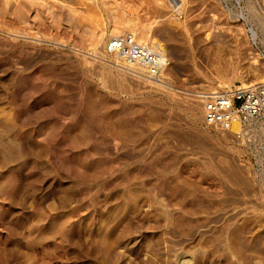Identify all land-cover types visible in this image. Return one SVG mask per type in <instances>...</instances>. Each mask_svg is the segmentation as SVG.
<instances>
[{
  "label": "rangeland",
  "instance_id": "rangeland-1",
  "mask_svg": "<svg viewBox=\"0 0 264 264\" xmlns=\"http://www.w3.org/2000/svg\"><path fill=\"white\" fill-rule=\"evenodd\" d=\"M177 1L0 0V264H264V159L194 98L264 79V0Z\"/></svg>",
  "mask_w": 264,
  "mask_h": 264
},
{
  "label": "built area",
  "instance_id": "built-area-1",
  "mask_svg": "<svg viewBox=\"0 0 264 264\" xmlns=\"http://www.w3.org/2000/svg\"><path fill=\"white\" fill-rule=\"evenodd\" d=\"M249 39L255 45L251 32ZM105 52L119 57L127 67L144 70L152 81H158L166 66L163 54L139 45L131 34L110 39ZM194 98L201 104L206 128L228 133L249 152L248 159H264V79L215 91L199 89ZM233 124L238 125L236 132L230 131Z\"/></svg>",
  "mask_w": 264,
  "mask_h": 264
},
{
  "label": "bare ground",
  "instance_id": "bare-ground-1",
  "mask_svg": "<svg viewBox=\"0 0 264 264\" xmlns=\"http://www.w3.org/2000/svg\"><path fill=\"white\" fill-rule=\"evenodd\" d=\"M171 3H172V6L174 7V8H178L179 6H178V1L177 0H171ZM112 38H114V37H112ZM111 38V39H112ZM151 47H150V49L151 50H153V51H156V52H159V53H161V54H163V48H162V45H160L158 42H155V41H152L151 43ZM149 48V47H148ZM164 55V54H163ZM165 56V55H164ZM166 58V57H165ZM118 59H119V57H117L116 56V62L117 63H119V61H118ZM166 60V59H165ZM102 61V60H101ZM122 65H123V63H122ZM119 67V66H118ZM137 69H139L138 67H137ZM161 80L162 79H159V81H152V83L153 82H155V83H153V84H155V85H157V86H160V87H164L165 88V86H166V88H169V86H167V84H165V83H158V82H161ZM242 82H244V80H242ZM195 102V101H194ZM87 108H88V110L89 111H91V114L93 115V117H94V119H97V116H96V113L94 112V110H93V108H92V105H91V101L90 102H88L87 103ZM92 117V118H93ZM238 130V125L237 124H233L232 125V127H231V132H236ZM113 237H115V236H113ZM112 238V237H111ZM100 239V238H99ZM113 239V238H112ZM98 240V239H97ZM102 241V240H101ZM104 241V240H103ZM116 241V240H115ZM114 240H113V243L115 242ZM110 242H112V241H110ZM99 243V242H98ZM107 243V242H106ZM96 244H97V241H96ZM112 244V243H111ZM113 245V244H112ZM112 245H111V248H112ZM106 246H108V245H101L100 247H96V248H100L98 251H99V254L100 255H102V256H106L107 254H109L108 253V249H106ZM109 246H110V244H109ZM115 246V245H114ZM121 247V246H120ZM114 248V247H113ZM118 248V247H117ZM96 250V249H95ZM111 251V250H110ZM119 251V250H118ZM126 254V253H125ZM111 255V254H110ZM112 255H116V254H112ZM111 257V256H110ZM107 258H109V256L107 257ZM109 260V259H108ZM115 261V260H114ZM108 263V262H107ZM109 264V263H108ZM111 264H113V263H111ZM182 264V263H181Z\"/></svg>",
  "mask_w": 264,
  "mask_h": 264
}]
</instances>
